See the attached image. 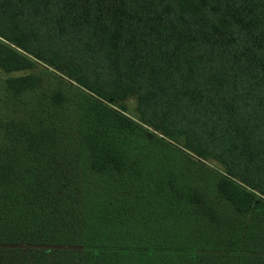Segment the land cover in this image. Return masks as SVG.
<instances>
[{
	"label": "trees",
	"instance_id": "trees-1",
	"mask_svg": "<svg viewBox=\"0 0 264 264\" xmlns=\"http://www.w3.org/2000/svg\"><path fill=\"white\" fill-rule=\"evenodd\" d=\"M35 60L105 101L135 94L141 122L216 159L218 194L264 221V0H0V68ZM35 79L5 84L20 95ZM31 111L0 115V264H264L255 223L214 239L176 214L190 199L147 177L116 133L127 117L70 127Z\"/></svg>",
	"mask_w": 264,
	"mask_h": 264
},
{
	"label": "rangeland",
	"instance_id": "rangeland-1",
	"mask_svg": "<svg viewBox=\"0 0 264 264\" xmlns=\"http://www.w3.org/2000/svg\"><path fill=\"white\" fill-rule=\"evenodd\" d=\"M25 73H34L36 78L34 85L20 95H13L6 88L5 77ZM55 91L62 93L59 102L51 99ZM136 101L135 94L125 99L105 101L76 83L66 73L40 60H35L30 68L11 72L0 68V115L4 118L30 114L31 109L35 112L44 109L47 115L54 113L64 115V124L68 120L70 127H78L85 123L94 122L95 126L100 124L106 118L108 110L120 113L136 123L137 127L129 125L116 133L120 136L127 133V136L131 135L129 140L141 150L144 157L142 162L146 166L147 177L151 178L153 175L157 178L160 175L166 180L172 177L175 182L174 192L179 190L190 199L191 202L188 204L175 202L176 214L195 211L198 219L196 226L214 231L216 233V236L213 234L214 239H217L218 235L234 231V227L242 223L253 222L255 229L264 231L262 212L238 213L228 199L218 194L217 180L224 174L222 165L216 159L201 158L187 151L181 143L165 137L159 130L141 122L138 119ZM144 129L154 135L146 134ZM134 157L131 161L137 162L136 156ZM156 166L160 168L159 172ZM169 169H172L171 172ZM173 202L170 200L164 204L166 211ZM232 234L230 233V236Z\"/></svg>",
	"mask_w": 264,
	"mask_h": 264
}]
</instances>
